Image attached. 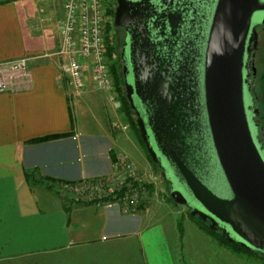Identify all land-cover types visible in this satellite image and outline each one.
Instances as JSON below:
<instances>
[{"label":"water","instance_id":"1","mask_svg":"<svg viewBox=\"0 0 264 264\" xmlns=\"http://www.w3.org/2000/svg\"><path fill=\"white\" fill-rule=\"evenodd\" d=\"M116 1L114 25L127 33L125 95L169 196L264 257V149L244 83L264 0H162L157 8L150 0ZM172 15L190 16L182 23L196 28L175 39L167 29Z\"/></svg>","mask_w":264,"mask_h":264},{"label":"crops","instance_id":"2","mask_svg":"<svg viewBox=\"0 0 264 264\" xmlns=\"http://www.w3.org/2000/svg\"><path fill=\"white\" fill-rule=\"evenodd\" d=\"M50 7L0 0V64L28 58L26 74L6 78L0 90V263L39 255L40 264H172L158 236L143 234L140 214L66 205L57 185L108 175L121 144L115 123L79 119V98L88 107L92 98L69 83L66 58L57 54L64 13L54 22Z\"/></svg>","mask_w":264,"mask_h":264},{"label":"rangeland","instance_id":"3","mask_svg":"<svg viewBox=\"0 0 264 264\" xmlns=\"http://www.w3.org/2000/svg\"><path fill=\"white\" fill-rule=\"evenodd\" d=\"M111 1L106 0L105 2L109 4ZM40 3L44 6L47 13L52 11L50 5L54 4L57 8L51 13L54 14L53 20L54 22L60 20L63 11L62 0H40ZM112 19L109 14H105L104 29L106 43L107 46H111L112 52V57L107 58V60L109 67L112 64L116 65L117 72L121 75L120 79L123 83L121 63L119 60L123 31L112 25ZM258 65L259 79L255 87V92L259 97L257 107L261 114V124L264 131V47L259 54ZM86 91L91 95L92 106L88 107L86 101L79 98L80 103L83 105L79 112V119H83L85 122H91L94 118L102 126L108 125L110 122L116 124V127L113 126V129L116 130V135L120 139L119 142L121 145L120 150L116 149L115 152L121 151L127 154L129 160L135 167V174L125 179V182L128 184L127 187H132L131 184L141 186L138 197L136 198V204L132 207L133 209L131 208L125 213H121L124 215L140 214L143 219V234L148 235L150 239L152 235L158 236L159 250L171 254L170 261L172 264H264V259L259 255L234 251L230 247L222 244L219 239L221 236L220 231L214 233L209 232L197 218H193L189 214L186 206L176 204L170 199L168 193L169 186L163 180L158 166L150 160L149 155L138 140L128 116L121 111L119 97L117 98V103L119 104L118 112L121 115H114L112 112L113 107L106 100L104 91L91 86H87L84 93ZM76 100L78 99L74 97L73 103L75 106L77 105ZM131 115L136 120L133 112ZM122 125H127L128 129H121ZM127 135L128 138H126ZM115 152H113L112 158H114ZM125 185L122 184L121 188ZM57 186L61 189V194L65 198L66 205L69 208L82 204H95L96 206L102 205L105 207V204H101V201L90 198L91 196L87 193L81 190H75L69 184H58ZM113 186V190H118L119 185ZM149 186L151 187L149 188ZM137 229L139 228L137 227ZM132 236L133 247H136V235ZM62 261L64 262L62 259H57L52 262L54 264H63ZM0 264H40V256L36 255L30 258Z\"/></svg>","mask_w":264,"mask_h":264},{"label":"built area","instance_id":"4","mask_svg":"<svg viewBox=\"0 0 264 264\" xmlns=\"http://www.w3.org/2000/svg\"><path fill=\"white\" fill-rule=\"evenodd\" d=\"M105 1L62 0L64 19L60 28L61 47L57 54L66 58L63 70L76 93L82 92L91 81L94 87L107 92L110 102L116 103L118 94L106 56L104 23L108 3ZM27 66L28 58L25 57L0 64V90L5 89L6 78L25 75ZM121 129H127V125H122ZM134 174L133 163L127 154L119 151L114 153L112 170L108 175L69 185L101 201L105 207L125 213L134 207L141 189L135 184L127 187L125 179ZM122 184L126 185L121 188ZM113 185H119L118 190H113Z\"/></svg>","mask_w":264,"mask_h":264},{"label":"flooded vegetation","instance_id":"5","mask_svg":"<svg viewBox=\"0 0 264 264\" xmlns=\"http://www.w3.org/2000/svg\"><path fill=\"white\" fill-rule=\"evenodd\" d=\"M150 1L153 4V7H155V8H157L158 4H159V6H161L162 0H150ZM188 1H189V3H193L195 0L194 1L188 0ZM117 6H118V3L116 0H112L111 2H109L107 10H106V14H109V16L113 18L112 19V25L115 28L121 29L123 31V41L121 44L120 56H119V60L121 63V68H122L124 65L123 50H124L125 45H126L127 33H126V29L123 26H115L114 25V14H115ZM160 9H162V8H159V10ZM187 14H191V13L189 12ZM187 19H190V16H186V17L182 16V18H180V17L178 18V15H172L168 18L167 23H168L169 27H167V29L170 31L172 30L171 32L174 33L175 39L177 38V36H180V34H183L182 32L185 33L188 30L191 31L192 28H196L193 25V23H190V22H189V24L182 23L183 20L186 21ZM199 23H201V25H202V19L201 18H199ZM253 30H254V32L252 34V40L249 42V44L247 46V54L245 57V64H244L245 79H244V83L246 86L247 96L251 100V105H249L248 108L251 110H254V109L258 110V115L253 116L252 119L254 121V124L257 126L258 143L260 144V147L263 150L264 149V131H263L262 124H261V114H260L259 109L257 107V104L259 102V97H258L257 93L255 92V87L257 86V82L259 79L258 58H259V54L261 53V50H263V47H264V22L263 23H256ZM160 32H161V27L159 28V25H157V29L155 30V32L153 34L156 36L157 34H160ZM157 39H160V38H157ZM123 83H124V76H123ZM156 165L160 169V173H161L162 169L159 167L158 164H156ZM163 180L169 186V182L166 181L165 179H163Z\"/></svg>","mask_w":264,"mask_h":264},{"label":"trees","instance_id":"6","mask_svg":"<svg viewBox=\"0 0 264 264\" xmlns=\"http://www.w3.org/2000/svg\"><path fill=\"white\" fill-rule=\"evenodd\" d=\"M107 41V40H106ZM109 45V44H108ZM106 56H107V58L109 59V57H112L111 55H112V52H111V46H107V43H106ZM110 70L112 71L111 73H112V75H113V77H114V83H115V88H116V91H117V94H118V97H119V100H120V109H121V111L124 113V114H126L127 116H128V119H129V121H130V123H131V126H132V128H133V130H134V132H135V134H136V136H137V138H138V140L140 141V143L142 144V146L144 147V149H145V146H144V143H143V141L141 140V138H140V134H139V131H138V128H137V124H136V120L134 119V117L131 115V113L133 112L134 113V111L130 108V105H129V102H128V100H127V98H126V95H125V88H124V84L122 83V81H121V75L117 72V67H116V65L115 64H112L111 65V67H110ZM121 74H122V68H121ZM122 77H123V74H122ZM46 138H40V139H38L39 141H43V140H45ZM145 151H146V149H145ZM151 160V159H150ZM33 175V174H32ZM26 177H27V179H29V177H30V175L29 174H26ZM76 183V182H75ZM75 183H70V184H75ZM60 184L61 185H63V184H68V183H66V182H60ZM151 186H149V188H150ZM170 197V196H169ZM170 199H172L171 197H170ZM190 214V213H189ZM193 218H197V217H193ZM198 219V218H197ZM200 222H201V224L202 225H204L205 227H206V229L209 231V232H211V233H214V232H217V231H212V230H210L209 229V227H208V224L206 223V222H203V221H201L200 219H198ZM220 237H219V239H220V242L222 243V244H224V245H226V246H228V247H230L232 250H234V251H238V252H245V253H248V254H251V255H259V254H256V253H253V252H250V251H248V250H246V249H244V248H242V247H240V246H237V245H234L232 242H230L227 238H226V236H224L221 232H220ZM260 256V255H259ZM261 258H263L264 259V257H262V256H260Z\"/></svg>","mask_w":264,"mask_h":264}]
</instances>
